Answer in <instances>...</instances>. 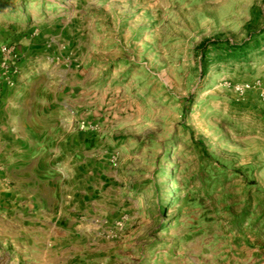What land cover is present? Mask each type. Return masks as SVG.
Masks as SVG:
<instances>
[{
	"label": "rangeland",
	"instance_id": "rangeland-1",
	"mask_svg": "<svg viewBox=\"0 0 264 264\" xmlns=\"http://www.w3.org/2000/svg\"><path fill=\"white\" fill-rule=\"evenodd\" d=\"M0 264H264V0H0Z\"/></svg>",
	"mask_w": 264,
	"mask_h": 264
},
{
	"label": "trees",
	"instance_id": "trees-1",
	"mask_svg": "<svg viewBox=\"0 0 264 264\" xmlns=\"http://www.w3.org/2000/svg\"><path fill=\"white\" fill-rule=\"evenodd\" d=\"M209 41L205 40L203 41L199 47L200 48H204V47H207V43ZM227 55L228 56H231V57H246L247 55V52H246V49H247V42H242L241 44H230L227 46ZM207 53V52H205Z\"/></svg>",
	"mask_w": 264,
	"mask_h": 264
}]
</instances>
